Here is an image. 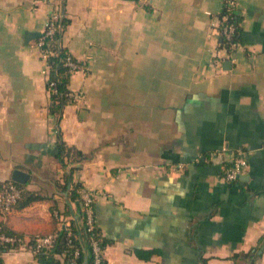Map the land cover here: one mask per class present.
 <instances>
[{"label":"crops","instance_id":"0c3cea01","mask_svg":"<svg viewBox=\"0 0 264 264\" xmlns=\"http://www.w3.org/2000/svg\"><path fill=\"white\" fill-rule=\"evenodd\" d=\"M237 1L229 48L223 0H62L84 68L59 118L38 45L53 4L0 0V179L20 168L40 195L1 214L7 227L54 232L81 182L105 264H264V0ZM61 140L88 156L63 164ZM239 150L248 166L227 180ZM0 264L51 263L16 248Z\"/></svg>","mask_w":264,"mask_h":264},{"label":"built area","instance_id":"2783aa9c","mask_svg":"<svg viewBox=\"0 0 264 264\" xmlns=\"http://www.w3.org/2000/svg\"><path fill=\"white\" fill-rule=\"evenodd\" d=\"M47 3L53 4V9L46 18L44 23V30L38 39V45L40 47V53L45 61L44 74L46 75L47 84L50 85L49 91H57L56 80L50 77V63L49 57L57 52V47L52 45L50 41L53 39L56 33L64 30L62 24L63 17V5L62 0H44ZM238 14V1L237 0H223V9L220 15L219 33L224 37L227 47L232 48L237 43L234 40L235 35L239 30V22L235 17ZM48 44V45H47ZM65 65L68 66L70 73L78 69L84 68V63L74 58L72 54H68L65 58ZM70 99L77 100L80 97V92L70 90L67 92ZM226 148H223V150ZM219 153L214 151L213 154ZM248 166V159L246 154L239 150L232 160L224 166V177L227 180H235L246 170ZM22 189L18 185L17 181L9 179L5 185L0 189V213L4 214L12 208V206L21 198ZM79 197L81 199L82 208L84 210V219L86 230L91 235V245L93 251V263L102 264L103 257V245L100 239V230H98V224L96 221L95 212V195L93 191L85 186L81 185L79 188ZM53 214L59 221V227L51 233L35 234L32 236L25 235L23 233H16L9 231L5 227L3 220H0V258L12 249L25 248L30 249L34 253H38L43 249L52 247L57 239L59 231L62 228H67L66 244L69 247H73V254L70 258L71 264H75L80 257L81 248L76 244L75 237L70 228V216H67L59 209L55 208ZM3 221V222H2Z\"/></svg>","mask_w":264,"mask_h":264},{"label":"trees","instance_id":"16d2710c","mask_svg":"<svg viewBox=\"0 0 264 264\" xmlns=\"http://www.w3.org/2000/svg\"><path fill=\"white\" fill-rule=\"evenodd\" d=\"M235 19L236 21L239 22V14H236ZM68 22H69V18L66 17L65 14H63V17H62L63 28L66 27ZM63 31L64 30L56 33L53 39L50 41L52 45H55L57 47V52L51 55L48 59L50 66H51L50 67L51 68L50 77L56 80V89H57L56 92L53 90L50 91V100H51L50 101V111L52 114L57 115L59 118L62 115V111L66 103H68L69 101H74L73 99H70V97L67 95V92L70 90V78H71L72 73L69 72L68 70L69 68L68 66L65 65L64 62H65V58L67 57V55L72 54V53L68 49V47H66L63 44ZM238 32L234 38V40L236 41L238 40ZM221 40L223 44H225L224 43L225 39L223 36H221ZM73 57L76 58L74 55ZM48 88H50V85H48ZM58 147H59L58 157L62 161L63 164H67L69 161L77 163L78 161L88 156L86 153H84L80 149L76 148L75 146L67 144L63 140L59 142ZM74 167H76V165H74L72 168ZM8 180L9 179H5V180L0 179V189L5 185V183ZM17 183L22 189V196L15 203L17 206L19 207L26 206L32 201L40 198V195L37 194L36 192L27 189L23 184L19 182ZM81 185H82L81 182H77L73 185L71 189V198L75 200L77 210L74 212V216H70V221H71L70 228L75 237L76 244L81 248L80 257L77 259V262L75 264H92L93 263V251H92V245H91V242H92L91 235H90V232L86 230L84 210L82 208L81 199L79 197V188ZM67 187H68V182H66L65 184L66 189ZM62 212L64 214L70 215V212L72 211L70 209H66ZM5 227L9 231L21 233V232L9 229L6 224H5ZM67 230H68L67 228H62L59 231L55 244L52 247H49L48 249H43L42 251L38 252L37 255L42 259L48 260L51 264H71L70 258L73 254L72 253L73 247H69L66 244ZM98 230H100L99 227H98ZM100 239H101L102 245L104 246L105 242H104V239H102L101 232H100ZM56 253L63 254L64 260L62 262L54 257ZM102 264H105L104 260Z\"/></svg>","mask_w":264,"mask_h":264},{"label":"water","instance_id":"95a60500","mask_svg":"<svg viewBox=\"0 0 264 264\" xmlns=\"http://www.w3.org/2000/svg\"><path fill=\"white\" fill-rule=\"evenodd\" d=\"M12 178L19 183H26L29 179V173L20 168H15Z\"/></svg>","mask_w":264,"mask_h":264},{"label":"rangeland","instance_id":"374dc122","mask_svg":"<svg viewBox=\"0 0 264 264\" xmlns=\"http://www.w3.org/2000/svg\"><path fill=\"white\" fill-rule=\"evenodd\" d=\"M0 215H1V213H0Z\"/></svg>","mask_w":264,"mask_h":264}]
</instances>
